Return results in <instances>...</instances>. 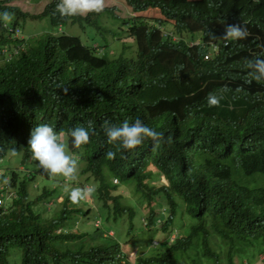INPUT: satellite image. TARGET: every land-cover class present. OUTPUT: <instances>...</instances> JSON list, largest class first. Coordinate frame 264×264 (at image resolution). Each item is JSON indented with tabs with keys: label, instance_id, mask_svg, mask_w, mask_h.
Listing matches in <instances>:
<instances>
[{
	"label": "trees",
	"instance_id": "1",
	"mask_svg": "<svg viewBox=\"0 0 264 264\" xmlns=\"http://www.w3.org/2000/svg\"><path fill=\"white\" fill-rule=\"evenodd\" d=\"M9 2L0 0V11L12 20L0 23V46L14 42L6 25L20 18H48L53 28L69 32L47 31L0 65V264H119L126 258L120 240L107 241L106 232L144 215L143 249L158 231L176 236L139 255L137 264H264V80L247 83L246 62L255 57L244 48L250 40L263 42L255 37H264V4L130 0L139 15L116 22L113 7L62 17L54 2L35 15ZM150 9L157 14L149 16ZM168 22L182 38L175 43L161 29ZM235 23L247 35L224 45L225 25ZM85 24L116 37L124 32L115 26L128 27L137 53H99L101 44L93 46L89 34L75 35L70 27ZM197 38L201 50L184 41ZM207 51L216 52L209 61L201 54ZM223 88L238 103L213 111L207 94ZM136 118L163 133L159 143L145 139L131 150L107 143L105 121ZM38 123L50 124L68 154L79 155L70 184L94 186L95 207H76L68 196L58 201L65 179L48 175L27 147ZM75 126L90 129L78 149L68 136ZM8 158L23 169L7 166ZM160 174L167 183L152 185ZM159 207L164 222L155 227Z\"/></svg>",
	"mask_w": 264,
	"mask_h": 264
},
{
	"label": "clouds",
	"instance_id": "2",
	"mask_svg": "<svg viewBox=\"0 0 264 264\" xmlns=\"http://www.w3.org/2000/svg\"><path fill=\"white\" fill-rule=\"evenodd\" d=\"M254 4L255 3H263L264 0H250ZM11 2V0H10ZM51 2L55 4V10L59 12L60 16H73L77 14H84L87 16L90 12H100L103 7L111 8L113 7L115 12L119 15V18L116 22L123 19L124 12L129 10L132 14L131 16H137L139 13L133 11L132 6L130 4V0H127V7H122L117 5L113 0H52ZM50 3V2H49ZM48 4V3H47ZM46 4V5H47ZM109 4V6H107ZM11 5V4H10ZM45 5V6H46ZM259 7H262L260 5ZM18 8H20L18 6ZM45 8V7H44ZM21 9V8H20ZM22 10V9H21ZM151 10V9H150ZM23 11V10H22ZM27 12V11H23ZM146 13L148 12L145 11ZM143 12L142 14H144ZM29 13V12H28ZM31 14V13H29ZM35 15V14H32ZM21 19V18H20ZM19 19V20H20ZM11 20V15L8 11H0V23H8ZM13 24H7L6 27L9 28L6 33L9 37H13L14 42L11 44H5L0 46V65L4 59H10L11 57L17 56L20 54L22 50H27L29 46L33 43L29 42V38L36 37L37 34H29L28 36L23 33V29L20 26V22ZM115 23V22H114ZM238 24V25H237ZM116 27V26H115ZM118 29L124 33L119 34V38L126 37L128 39L134 40L133 37H129L128 35V27H119ZM61 29V26H59ZM164 36L168 41L175 43L176 41L182 39L179 35L174 32L172 23H166L164 26H161ZM44 31H41L38 34H43ZM57 33V31H54ZM247 35V30L240 25L239 23L235 24H227L225 25V30L223 33L222 43L227 45L231 40L235 41L238 39H243ZM250 36V35H248ZM256 39L262 40L263 42L260 44L253 45L252 40L244 46V48L249 49L251 51L250 55H253L254 60H249L246 62V66L250 69L248 75L250 77L247 78V83L257 82L264 80V37L261 35H257ZM36 40V39H35ZM184 41L188 44V47L202 49V40L200 38L197 39H184ZM93 46H97L95 42L92 43ZM177 45V43H176ZM116 52H121L122 47L117 46L114 47ZM215 50V49H214ZM106 52V46H101L99 48V53L103 54ZM128 52L133 53L128 50ZM232 52V51H231ZM137 53V52H136ZM213 51L201 52L202 58L205 61H209L214 56ZM122 55V54H121ZM111 58L118 57V54L111 52L109 53ZM231 55L226 54V57H230ZM66 90V89H65ZM206 103L213 108V111H220L226 108H234L238 103L235 97V94L227 89L223 88L220 91V94H215L213 92H208ZM103 132L106 136L107 143L109 144H117L121 149L131 150L136 146L140 145L141 142L145 139H150L154 144L160 142L163 133L156 130L155 127H152L146 124L142 119L136 118L131 123L127 120L121 122L119 125L110 124L105 121L103 126ZM90 129L84 126H75L68 130V136L71 138L70 143L73 148H80L81 145L86 144L89 140ZM27 147L30 150L32 158L37 162L38 166L42 168L48 175H61L64 182V191L57 197L59 202H63L64 198L68 196V199L75 203L76 207H88L94 205L95 203L88 202L84 200H88L92 196L91 193L94 190V186L90 184H85V186H72L67 181H74L76 179L77 173V160L75 158H79L78 154H75L74 157L69 155L66 151V145L60 139V134L54 130V128L48 123H38L33 129L30 131L29 138L27 140ZM108 157L113 156V152L109 151L106 153ZM164 177V176H163ZM167 181V180H166ZM167 183V182H166ZM61 198V199H59ZM132 198V197H131ZM82 203H86L88 205H81ZM53 204V201L49 203V207ZM158 211L155 227H161L164 221L159 222V218L164 216L165 213L162 212L163 207ZM52 210V209H50ZM163 219V218H162ZM95 225H101V219L99 216L93 219ZM134 223L135 228L130 229L129 225ZM149 224V218L146 215L142 216L140 219L136 217L134 221L128 220L127 225H122L117 229H110L106 232V240L110 241L111 239L120 240V249L126 255V258L122 255L120 256L121 260L119 264H137V259L139 255L147 254L150 255L154 253L156 250L162 248V243L164 241L172 240L176 236V232L173 233L175 236L166 237L163 240L156 241L157 233L154 238L151 240L149 247L146 249L141 247V243H143V237L140 236L141 230H146L147 225ZM162 232V231H161ZM136 234V235H135ZM119 235L126 237V240L119 239ZM146 235V234H145ZM137 243V247H133L129 242ZM114 242V241H113ZM115 243V242H114ZM113 245V244H111ZM109 247V246H108ZM104 247V248H108ZM139 249V251H138ZM14 253H19L16 250H13ZM12 253V254H14ZM131 254L133 256H131ZM238 256L235 257L234 261ZM264 255L260 254L259 259H263ZM187 262L185 264H190Z\"/></svg>",
	"mask_w": 264,
	"mask_h": 264
},
{
	"label": "rangeland",
	"instance_id": "3",
	"mask_svg": "<svg viewBox=\"0 0 264 264\" xmlns=\"http://www.w3.org/2000/svg\"><path fill=\"white\" fill-rule=\"evenodd\" d=\"M52 0H11V2H9V4L16 6V7H20L23 11H27L31 14H40L42 13V11L44 10V7L47 3L51 2ZM111 1V0H109ZM117 5L122 6V7H127V0H113ZM107 6H109V4H107ZM128 8V7H127ZM158 12V10L155 9H151L148 12L149 16H153L156 15ZM146 13V12H145ZM144 13V14H145ZM131 12L129 10H126V12L123 14V16L128 17L131 16ZM12 20H10L8 23H12ZM20 22V26L23 29V33L26 34L27 36L29 34H37L36 37H31L29 38V42L34 43L35 39L36 40H40L41 36L43 34H38L41 31H44L45 33L47 31L49 32H61V31H66L69 32L67 26L65 27H61V29H59V27H55L53 28L49 19L48 18H43V19H36V18H21L19 20ZM84 26H86L85 29L75 25H71L70 27L73 29V32L75 35H83L85 36L86 34H89V36L91 37V41L95 42L96 44H101L102 46H106V53L109 54L111 52H114L116 54L121 55V54H127V51L130 50L133 53L137 52V44L135 43L134 40H130L128 38H126L125 36L121 38L116 37V34L114 33H101L100 30H98L96 27H93L89 24H85ZM116 28H118L116 26ZM44 33V34H45ZM119 35V34H118ZM117 46H121V52H116V50L114 49V47ZM16 162H11L10 158L7 159V161L5 162L7 164V166H15L18 167L19 169H23V165L21 163H19V160H15ZM3 169V168H1ZM151 169L155 170V168L151 167ZM65 181V180H64ZM166 179L163 177L162 174L157 175V178L151 181L152 185H156V186H160L164 183H166ZM67 183H70V181H67ZM123 192L128 196V198L130 197V191H127V189H124ZM61 199V198H59ZM86 201V203L88 202H92L94 201V197L89 198L88 200H84ZM86 203H82L81 205H88ZM94 207V205H92ZM54 204H51L50 209H53ZM161 208H158V211ZM136 235V234H135ZM175 235H171V237H174ZM167 237V232H158L157 233V238L156 241L159 240H163ZM119 239L121 240H126V237L119 235ZM129 242L131 243V245L133 247H137L138 248V244L131 242L129 240ZM139 251V249H138ZM12 253H14V251H12ZM131 256H133L131 254ZM15 261H18L17 258H14ZM184 264V263H182ZM191 264V263H190ZM257 264H259V262H257Z\"/></svg>",
	"mask_w": 264,
	"mask_h": 264
}]
</instances>
